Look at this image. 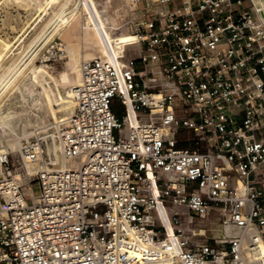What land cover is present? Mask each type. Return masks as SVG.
Segmentation results:
<instances>
[{
  "label": "built area",
  "instance_id": "2783aa9c",
  "mask_svg": "<svg viewBox=\"0 0 264 264\" xmlns=\"http://www.w3.org/2000/svg\"><path fill=\"white\" fill-rule=\"evenodd\" d=\"M146 83L134 57L83 62L62 166L40 139L14 154L0 138V264H263L264 210L209 151L178 145L192 118Z\"/></svg>",
  "mask_w": 264,
  "mask_h": 264
},
{
  "label": "bare ground",
  "instance_id": "6f19581e",
  "mask_svg": "<svg viewBox=\"0 0 264 264\" xmlns=\"http://www.w3.org/2000/svg\"><path fill=\"white\" fill-rule=\"evenodd\" d=\"M29 1L32 0H23L25 7L30 5ZM138 1L115 0L110 4L106 0L96 5L93 0H84L79 7H70L73 11L70 17L62 16L68 2H63L56 10L59 0L39 2L37 6L42 11L47 7L54 9L50 21L57 16L66 24L76 12L82 13L79 50L71 51L76 60V80L66 70L54 77L44 68L45 64L32 63L29 72L24 74L19 71L18 63L8 64L14 43L0 37V90L19 71L17 78L28 79L22 86L28 91L29 103L46 111L57 128L73 109V90L81 80L83 62L126 56V47L145 50L151 58L139 70L140 74L147 82L162 81L167 92L175 95L174 99L184 102L197 134L203 135L209 152L230 172L234 193L264 210V0H247L256 21L250 9L242 7L243 0H189L153 15H139ZM228 34L235 40H244V44L235 47ZM233 55L246 68L242 80L228 72ZM148 71L154 78L148 76ZM221 74H225L223 82ZM220 85L229 86V91L219 89ZM61 86L66 87L64 92ZM2 100L0 96V103ZM1 110L0 128L6 132L14 130L17 127L13 120L15 112ZM27 118L28 115L23 120ZM46 133L52 139V159L62 166L60 146L53 131ZM6 140L12 147L18 144V140L15 143ZM207 222L212 234L228 232V228H221L213 219ZM257 256L264 264L262 239L258 242Z\"/></svg>",
  "mask_w": 264,
  "mask_h": 264
},
{
  "label": "rangeland",
  "instance_id": "374dc122",
  "mask_svg": "<svg viewBox=\"0 0 264 264\" xmlns=\"http://www.w3.org/2000/svg\"><path fill=\"white\" fill-rule=\"evenodd\" d=\"M42 1L43 0L29 1L30 5L25 7V3L23 2V0H0V37L14 43V46L11 47L9 53L10 59L8 64L10 65L15 62L18 63V66L20 67L19 71L22 70L24 74L29 72L32 63L39 66L45 64L46 67L44 66V68L47 69L54 77H57L62 70H66L68 71L70 77L73 80H76V60L75 57L72 56L71 51L79 50L81 39L80 36L83 26L82 13L80 11L76 12L72 19L66 24H63L60 21L62 19L60 18L59 20V17L57 16H53L54 18H52L51 21L50 18L53 14V10L58 9L63 2H68V4L65 7L66 10L64 9L62 13V16L70 17L71 13H73V11L71 10L72 8L70 7H79L83 4L84 0H59V2L56 3V7L54 9L51 7H47L46 11H42L37 6V4ZM105 1L106 0H93L96 5L98 3H104ZM108 2L110 4H113L115 0H108ZM236 6L240 7V4L236 3ZM242 7L247 8L248 10L250 9L253 17L252 19L253 21H256V15L254 14V11L247 0H243ZM137 8L140 9L141 13H145L143 11L145 8L141 5H138ZM223 13L225 12H222V14ZM234 19H236L235 16ZM224 22L227 21L224 20ZM228 35L235 47H238L240 44H244V40H235L231 37L230 34ZM60 50L64 52L63 55L59 54ZM125 55L135 58V68L137 70L144 68L145 63L151 58L145 50H142L140 52L138 47H126ZM253 61L255 62V60ZM19 71L14 74V76L9 80L6 86L2 88V90H0V96L4 100H2L0 103V110L2 109L1 111H10L9 109H11V112L14 111L15 118H18V120H15V118L13 119L14 123L17 124V127L9 132H6L5 130L2 131V128H0V138L3 140V142L7 141L6 139H10V141L14 143L18 140V144L14 147L8 145V147L11 149V151H13L14 154H18L20 145L24 142L32 139H40L42 143L46 144L47 151L52 155V139L47 136L46 132L53 131V134L55 136L54 139L56 140V128L54 127V119H50L46 111L44 112L43 110L33 107V105L30 104L31 101L29 103V98L26 95L28 91L25 90L22 86L23 83L28 79L26 77L17 78V76L19 75ZM228 72L231 75H237L242 80L246 73V68L243 63L239 61L235 55H233L228 67ZM148 76L150 78H154V75L151 71H148ZM137 81H139L138 77ZM221 81H225V74H221ZM15 83L17 87H14ZM146 88L155 91L160 90L164 93L170 94L169 92H167L166 88H164V85L160 80L149 81L148 83H146ZM218 88L224 90L225 92L229 91V86L227 85H220ZM60 90H62L61 92H64L66 90V87L61 86ZM170 95L174 99L175 95ZM173 103L176 113L182 116H190L192 118L190 112L187 110L186 105L181 99H174ZM25 104L27 106H25ZM37 109L38 111H36ZM35 112H37L38 114ZM42 112L44 113V115L41 114ZM27 115V121L23 120L26 119ZM49 121L51 124L49 123ZM25 123L27 126L25 125ZM27 123L30 124L28 125ZM20 125L21 127H19ZM36 127H38L39 130ZM177 138L179 146L197 148L201 151L210 150L208 143L206 142V139H204L203 135L197 134V132L193 128H185L183 126H180L177 131ZM32 191L34 195H38L40 193L39 186L36 184L33 185Z\"/></svg>",
  "mask_w": 264,
  "mask_h": 264
},
{
  "label": "crops",
  "instance_id": "0c3cea01",
  "mask_svg": "<svg viewBox=\"0 0 264 264\" xmlns=\"http://www.w3.org/2000/svg\"><path fill=\"white\" fill-rule=\"evenodd\" d=\"M189 0H166V1H160V0H140L138 1V5H141L145 9L143 10L148 15H153L156 13L164 12L168 8H176L181 6L182 4L186 3ZM201 1V0H199ZM140 3V4H139ZM140 9H139V15H140Z\"/></svg>",
  "mask_w": 264,
  "mask_h": 264
}]
</instances>
